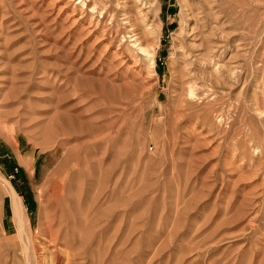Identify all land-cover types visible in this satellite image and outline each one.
I'll list each match as a JSON object with an SVG mask.
<instances>
[{
	"label": "rangeland",
	"instance_id": "obj_1",
	"mask_svg": "<svg viewBox=\"0 0 264 264\" xmlns=\"http://www.w3.org/2000/svg\"><path fill=\"white\" fill-rule=\"evenodd\" d=\"M193 8L218 51L192 99ZM69 256L264 264V0H0V264Z\"/></svg>",
	"mask_w": 264,
	"mask_h": 264
},
{
	"label": "bare ground",
	"instance_id": "obj_2",
	"mask_svg": "<svg viewBox=\"0 0 264 264\" xmlns=\"http://www.w3.org/2000/svg\"><path fill=\"white\" fill-rule=\"evenodd\" d=\"M193 12L194 13L193 14L191 13V15L193 16V18L195 20V22L192 20L194 22L193 24H195V26L192 28V33L189 35L190 36L189 37L190 43L186 46L183 45L184 46L183 55L187 54L189 57L184 56V58L182 60L184 64L190 65L192 68L191 74L192 73L193 74L190 75L188 77V79L185 81V83L187 82L188 85L184 86V90L187 91L186 92L187 95L189 97H191L192 99L195 97H198L201 94H204L205 90H204L203 86H204V83L206 81L209 65L215 61L214 59H216V56H217L216 51H218V50H215L214 41L212 39V34L210 32V29H209V23H208L207 17L205 15L200 16L197 13V11L194 10V8H193ZM200 12L202 13L203 10L200 9ZM126 18H129V17H126ZM189 25L191 26V24H189ZM140 46H141L140 50H142L150 58L151 65L153 67L154 56L156 53L153 43H149V44H142L141 43ZM218 66H219V64H218ZM212 68L215 69L214 67H212ZM152 71H154V70H152ZM208 78H209V76H208ZM157 101H159V100H157ZM200 101H201V99H200ZM27 156L28 157L26 159H24L23 163L27 166H31L30 155H27ZM4 191L6 194H9L12 198L13 221L17 227V231H18L17 236L19 238L23 239V238H25L26 233H27V223L29 220L28 215L26 214L25 206L23 205L21 197H19V195L16 193L15 189L12 187V185L10 183H8L6 185ZM54 257H55L54 260H56L57 257H61V252L56 250L54 252ZM72 258L69 256V258H67L68 260H67L66 264H76V262L74 261L75 258H74V260H71ZM52 259H53V257H52ZM54 260H53V262H54ZM57 260H61V259L58 258ZM57 262L59 263V261H57ZM52 264H57V263L54 262ZM85 264H87V263H85Z\"/></svg>",
	"mask_w": 264,
	"mask_h": 264
},
{
	"label": "crops",
	"instance_id": "obj_3",
	"mask_svg": "<svg viewBox=\"0 0 264 264\" xmlns=\"http://www.w3.org/2000/svg\"><path fill=\"white\" fill-rule=\"evenodd\" d=\"M11 200H12V198H11ZM24 203V202H23ZM25 205V204H24Z\"/></svg>",
	"mask_w": 264,
	"mask_h": 264
}]
</instances>
